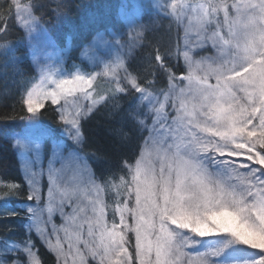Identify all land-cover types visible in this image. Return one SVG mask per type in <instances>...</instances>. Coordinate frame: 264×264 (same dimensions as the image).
<instances>
[{"label":"snow or ice","instance_id":"obj_1","mask_svg":"<svg viewBox=\"0 0 264 264\" xmlns=\"http://www.w3.org/2000/svg\"><path fill=\"white\" fill-rule=\"evenodd\" d=\"M12 4L15 20L31 42L43 29L42 14H35L40 5H22L20 0H12ZM166 7L177 18L188 16L199 44L193 52L186 38L184 49L177 48L175 53L169 49L167 55L157 52L150 57L149 63L168 77L165 89L150 90L151 82L142 86L124 68L125 86L116 80L109 95L95 94V76L86 77L77 70L71 78L57 79V70L45 62L46 56L42 59L43 49L33 45L32 62L38 78L30 79L24 89L26 98L21 97L29 115L23 118V134L13 132L9 138L22 159L27 199L34 204L24 208L28 238L21 242L0 240V264H24L22 256L27 257V264H40L33 251V229L58 257H66L75 249L79 264H87L88 256L97 264H264V0H234L231 4L228 0H204L195 5L172 0ZM66 8L57 0L53 12L59 18ZM128 23L133 31L144 27L132 17ZM211 25L215 27L210 29ZM7 32V21L0 18V35L6 38ZM136 35L141 33L136 31ZM209 42L216 54L195 59ZM114 43L124 47L120 39ZM103 44L110 46L112 41L104 39ZM89 50L86 46L82 56ZM173 55L177 63L182 57L188 69L179 84L172 73ZM92 59L97 64L102 62L99 56ZM116 66L123 67V63L117 60ZM109 70L111 66L105 64L104 74ZM199 71L203 75H198ZM211 78L214 84L209 82ZM121 93L139 94L133 111L121 108L117 98ZM46 101L59 106L54 111L63 124V135L70 141L64 148L79 171L88 174L90 184L95 185V181L85 156L80 154L85 143L82 121L97 105H111L110 115L118 117L120 125L115 129L119 147L132 141L123 131L126 125L130 123L137 133L140 151H134L127 162L120 157L106 170L113 179L117 173L123 174L125 195L116 209L119 224L113 219L109 226L100 198L89 201L88 213L80 205L76 190H61L58 198L54 195L67 164L57 147L47 169L41 167V141L51 135L41 126L39 115ZM45 171L46 204L41 180ZM6 187L10 191L0 198V217L4 218L19 214L8 206V197L20 186L9 183ZM57 214L59 226L55 223ZM85 226L87 237L97 242L83 238ZM130 233L135 238L134 255L127 247ZM209 236L218 238H194ZM81 244L85 251H81ZM185 247H191L195 256L185 252Z\"/></svg>","mask_w":264,"mask_h":264},{"label":"trees","instance_id":"obj_2","mask_svg":"<svg viewBox=\"0 0 264 264\" xmlns=\"http://www.w3.org/2000/svg\"><path fill=\"white\" fill-rule=\"evenodd\" d=\"M22 2L23 5L29 3L40 5L36 7L35 14L37 16L42 14L43 27L55 44L61 48L68 47L69 65L73 69L83 67L81 52L99 31L111 29L121 31L125 28L120 13V0H62L67 8L63 10L64 15L59 18L53 12L57 6V0H23ZM15 15L16 9L12 0H0V18L6 20L8 24L6 38L0 35V45H3L0 47V198L10 191L6 187L7 184L15 183L20 186L19 191H12L8 197V206L15 208L19 214H12L7 218L0 217V240L21 242L28 238L25 228L28 220L24 208L29 201L27 199L29 193L26 182L23 180L13 139L9 137L11 133L25 126L23 118L29 114L21 97L26 98L25 85H28L30 79L36 77L37 73L31 60L29 40L25 31L15 20ZM220 17L222 20V13ZM183 38V29L177 21L167 17L160 18L157 25L143 35L141 43L127 64L128 70L137 77L142 86L151 82L150 90L167 88V75L158 72L149 60L157 52L167 55L169 49L172 53H175L177 48L183 49ZM165 62L167 63V60ZM171 64L175 65L172 73L177 78V82L186 74V67L182 57L177 63L174 55ZM102 84L105 95H109L110 90L115 87L111 83L102 82ZM138 95L137 93L131 96L126 93L118 94L121 108L126 112L133 111ZM54 109H56L55 106L47 101L44 108L40 109L39 115L44 126L59 132L63 124L59 121V114ZM111 110V105H99L89 118L82 121L81 130L85 143L81 153L85 156L95 177L101 182L107 213L114 218L116 209L120 206L119 202L123 201L125 195V188L121 184L123 174L117 173V177L113 179L106 174V170L113 168L120 157L127 162L133 152L138 153L140 149L136 147L137 133L131 130L130 123L124 127L123 131L132 137L131 143H127L122 148L116 143L119 137L115 129H118L120 125L117 122L118 117L114 118L110 115ZM105 180L109 183L105 184ZM31 240L35 244L34 251L37 253L40 264H57L54 254L40 242L33 231ZM23 258L25 259V256L21 257ZM90 264H97V262L91 261Z\"/></svg>","mask_w":264,"mask_h":264},{"label":"rangeland","instance_id":"obj_3","mask_svg":"<svg viewBox=\"0 0 264 264\" xmlns=\"http://www.w3.org/2000/svg\"><path fill=\"white\" fill-rule=\"evenodd\" d=\"M23 0H20V3L23 5ZM186 3L190 4H198L201 2H204V0H185ZM228 2L231 4L234 2V0H228ZM172 0H120V13L125 23V28L121 31L118 30H101L99 31L94 38L89 41L85 47L83 48L82 52L85 51L86 46L89 47V52L87 56H82V52L80 55L81 60L83 61V67H77L72 68L69 65V49L68 47L61 48L55 44L50 34L47 32V30L43 27V29L35 33L31 39V42H29L30 49H31V60L33 55V45L36 49H43V55L42 59L44 57H47V60L45 62L51 63L54 69L57 70L56 78H71L73 75L77 74V70H79L80 75L84 76H95V80L93 81V89L95 94H102L105 95L103 92L102 82L104 83H111L115 85L116 80H119L121 82V86H125L127 84V81L125 79V72L124 68H127V64L133 55L135 49L139 46V44L142 41L143 35L145 32L151 28H154L157 23L159 22L160 18L167 17L169 19H172L174 21H177L184 32V38H183V49L185 46V40L190 42V46L193 50V52L196 51V48L199 44L196 28L194 26L189 27V19L186 14H182L180 18L175 17L171 14V9L167 8L166 6L171 4ZM154 5V7H147L146 5ZM234 15V13H232ZM132 17L135 18L137 21V25H144L143 28L137 27L136 31H139L141 33L140 36L136 35V31H133L128 23V18ZM221 18V17H220ZM194 25V22H193ZM210 29L214 28V25L209 26ZM23 29V28H22ZM24 30V29H23ZM203 35V34H202ZM108 39L112 41V44L110 46L104 45L103 40ZM115 39H120L121 42L124 44V47H120L119 45H115L114 41ZM29 40V39H28ZM215 50L211 47L210 42L207 46L203 47V50L199 53V55L195 56L194 58L199 60L200 57H212L214 56ZM93 56H99L102 60L101 63L97 64L92 57ZM119 60L123 63V67H117L116 62ZM33 63V62H32ZM105 64L111 66V70L105 73ZM35 71L36 66L33 64ZM186 67V74L183 75L176 83L179 84L180 81L184 76L188 74V69ZM128 69V68H127ZM128 72L133 75L129 70ZM37 73V72H36ZM198 75H203V71L197 72ZM134 76V75H133ZM38 78V73L37 76ZM210 83H215V79L211 78L209 80ZM183 86L187 87V81L183 82ZM73 98L70 97L69 100H72ZM47 102V101H46ZM45 102V103H46ZM63 103V101H61ZM87 103V102H85ZM138 103V100L136 101ZM57 109L59 106L54 105ZM99 105H97L98 107ZM71 110V109H70ZM146 110V109H142ZM60 121V118H59ZM61 122V121H60ZM62 123V122H61ZM151 123V121H149ZM41 126L46 129L51 135L46 137L44 140L41 141L42 147H41V167L45 170L47 169V162L49 158L51 157V153L55 148H59L62 155L64 156L66 160V168L61 173V175L58 178L57 181V189L54 192V195L58 198L61 190H76L79 193V203L82 207H85L86 212L90 213V205L89 201L94 200L97 198H100L103 200L105 204V218L109 223V226H111L113 219L117 224H119V212L116 211V215L114 218L110 217L106 210V201H105V194L104 189L101 184V182L95 177L93 171L90 168L89 163L88 167L91 170L92 178L95 181V185L89 183V177L88 174H82L79 169L76 167V164L68 157V152L64 148L65 143H69L70 141H67V138L63 135V125L62 129L59 132H54L51 129L47 128L41 123ZM25 127V126H24ZM24 127L17 131L16 133L23 134ZM82 131V130H81ZM147 135V133H146ZM14 143V140H13ZM17 151V150H16ZM18 154V159L20 161V164H22V159ZM82 155V153H80ZM235 159V158H233ZM57 167H60L58 164ZM210 170H214V166L209 165ZM42 180V199L44 203H47V189H48V181H47V172H44ZM95 186H99V190ZM27 204H34L33 201H28ZM67 211H71V209H66ZM55 223L59 226L61 223L60 217L57 214L55 216ZM51 226H49L50 230ZM187 235L193 236L192 233L188 232L187 230H184ZM33 232L36 234V236L39 238L40 242L44 244V246L52 252L56 258L57 264H79V257L75 255V249L72 250L70 254L65 256H57V253L50 249V247L39 237V235L35 232L33 229ZM61 240L64 244V250L66 253H68V245L67 242L64 241V234L61 231L60 232ZM84 239H89L90 243H95L97 241H94L87 237V227L85 226ZM198 240H215L218 237L215 236H209V237H194ZM52 243H55V237H52ZM129 240L130 245L128 247V251L134 255V244H135V238L134 234H129ZM81 251H85L83 245H79ZM195 247H199L196 245ZM246 247V246H245ZM34 251V249H33ZM185 252L191 253L192 256H195V252H192L191 247H185ZM203 251V249H201ZM252 251V250H250ZM35 252V251H34ZM38 258V257H37ZM24 261V264H27V257L25 256V259H22ZM91 261L97 262L96 260H93L90 256L87 257V264H90Z\"/></svg>","mask_w":264,"mask_h":264}]
</instances>
